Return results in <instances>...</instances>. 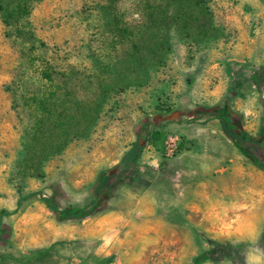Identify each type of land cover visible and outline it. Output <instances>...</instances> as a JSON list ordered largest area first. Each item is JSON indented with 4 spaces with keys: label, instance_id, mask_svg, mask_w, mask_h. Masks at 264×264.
<instances>
[{
    "label": "rangeland",
    "instance_id": "rangeland-1",
    "mask_svg": "<svg viewBox=\"0 0 264 264\" xmlns=\"http://www.w3.org/2000/svg\"><path fill=\"white\" fill-rule=\"evenodd\" d=\"M226 112L264 141V0H0V264H248L264 170Z\"/></svg>",
    "mask_w": 264,
    "mask_h": 264
},
{
    "label": "trees",
    "instance_id": "trees-1",
    "mask_svg": "<svg viewBox=\"0 0 264 264\" xmlns=\"http://www.w3.org/2000/svg\"><path fill=\"white\" fill-rule=\"evenodd\" d=\"M218 118L221 122L222 130L234 140L238 148L245 153L246 155L251 156L254 159L256 165L264 170V141L258 140L248 133H239L238 130L233 128V124L235 123L234 118L228 112L218 115ZM143 142L137 141L134 143L133 147L123 156L121 161L118 164L117 171L114 175L107 177L105 180V187L108 188L111 186L112 177H121V174H124L127 170L131 162L137 160L142 152ZM95 204V202H94ZM50 208L56 212L58 217L62 219L66 218H83L89 215L92 210L94 209V205L86 206V207H78V206H69L64 209L58 208V206L53 203L49 202ZM215 248L222 247V244L219 242L213 241Z\"/></svg>",
    "mask_w": 264,
    "mask_h": 264
},
{
    "label": "clouds",
    "instance_id": "clouds-1",
    "mask_svg": "<svg viewBox=\"0 0 264 264\" xmlns=\"http://www.w3.org/2000/svg\"><path fill=\"white\" fill-rule=\"evenodd\" d=\"M240 229L237 228V231H239ZM256 252V254L253 253H249L247 261L248 264H264V259H262V257H264V253H261L259 250H254Z\"/></svg>",
    "mask_w": 264,
    "mask_h": 264
},
{
    "label": "flooded vegetation",
    "instance_id": "flooded-vegetation-1",
    "mask_svg": "<svg viewBox=\"0 0 264 264\" xmlns=\"http://www.w3.org/2000/svg\"><path fill=\"white\" fill-rule=\"evenodd\" d=\"M233 128H234L235 130H238V125L236 124V122L233 124Z\"/></svg>",
    "mask_w": 264,
    "mask_h": 264
}]
</instances>
